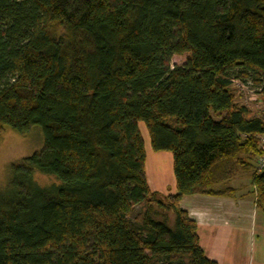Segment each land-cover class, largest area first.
<instances>
[{"label":"trees","instance_id":"1","mask_svg":"<svg viewBox=\"0 0 264 264\" xmlns=\"http://www.w3.org/2000/svg\"><path fill=\"white\" fill-rule=\"evenodd\" d=\"M232 81L264 100V0H0V134H42L0 191V264H216L183 197L243 175L264 218V117ZM138 123L173 194L148 187Z\"/></svg>","mask_w":264,"mask_h":264},{"label":"crops","instance_id":"2","mask_svg":"<svg viewBox=\"0 0 264 264\" xmlns=\"http://www.w3.org/2000/svg\"><path fill=\"white\" fill-rule=\"evenodd\" d=\"M145 155L144 173L149 189L162 195L165 190H168L166 194H173L174 181L168 177L164 182L160 175L155 176L151 160L146 152ZM234 189V197L186 196L179 206L195 221L199 246L206 258L216 264H261L256 256L251 257L248 248L251 240L247 242V239L256 228L264 231V218L255 210L252 195L245 196L242 187ZM248 197L252 203L245 202Z\"/></svg>","mask_w":264,"mask_h":264},{"label":"rangeland","instance_id":"3","mask_svg":"<svg viewBox=\"0 0 264 264\" xmlns=\"http://www.w3.org/2000/svg\"><path fill=\"white\" fill-rule=\"evenodd\" d=\"M184 60L185 55L174 56L169 60V63L170 66L181 65ZM231 88L234 92V100L238 105L245 106L251 116H263L264 100H262L261 96L258 98L253 97V94L245 86V83L240 81H235L232 83ZM138 130L141 134L147 157L151 160L150 165L153 167L155 176L158 177V175H160V179L164 180V182H166L165 180H167L168 177L174 181L171 169V155L165 152L151 151L147 132L142 123H138ZM41 147L42 134L40 129L37 127L31 128L24 135H19L9 129L3 130V132L0 134V191L4 190L8 185L10 177L9 165L17 163L22 158L28 157L34 152L39 151ZM157 172H159V174H157ZM32 179L37 186L43 188L58 184L52 176L44 175L38 172L33 174ZM230 185L235 188L242 187V193L245 196H249L248 192L251 191V188L249 187V181L245 178V176H236ZM167 192L168 190H165L164 195H168L166 194ZM246 201H250L252 203L251 197L245 199V202ZM138 211L139 208L135 207L132 218ZM261 219L263 218L261 217ZM252 235V237L249 236L247 239V242L251 240L248 243L250 255L252 258L256 256V258L259 259V262L264 264V231H260L259 228H256L255 233Z\"/></svg>","mask_w":264,"mask_h":264},{"label":"built area","instance_id":"4","mask_svg":"<svg viewBox=\"0 0 264 264\" xmlns=\"http://www.w3.org/2000/svg\"><path fill=\"white\" fill-rule=\"evenodd\" d=\"M234 82L235 81H232V83H234ZM245 86L251 91V93L253 94V97H255V98L260 97V95L258 93L259 90L258 89L256 90L255 88H252L250 83L247 82L245 84ZM263 117H264V111H263ZM258 145L261 148V150L263 152V155L257 159L256 166H257L258 170H261V169H264V134L260 135L258 137Z\"/></svg>","mask_w":264,"mask_h":264}]
</instances>
